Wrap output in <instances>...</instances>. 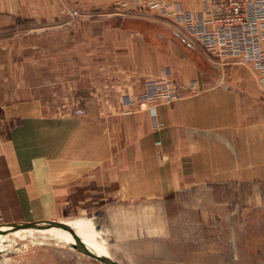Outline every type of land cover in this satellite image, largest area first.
<instances>
[{
	"label": "crops",
	"instance_id": "obj_1",
	"mask_svg": "<svg viewBox=\"0 0 264 264\" xmlns=\"http://www.w3.org/2000/svg\"><path fill=\"white\" fill-rule=\"evenodd\" d=\"M78 1L87 11L117 8L115 0ZM143 1L157 14L160 2L169 13L203 6ZM26 4L0 0V28L29 16ZM39 7L40 16L61 12ZM164 17L170 21L110 12L77 20L68 33L44 27L0 41V224L53 220L68 204H164L192 191L204 204L212 187L228 190L230 204L235 198L264 213L259 68L243 56L221 59L181 34L183 23ZM152 77L176 81L179 95L143 102ZM64 78L68 102L61 100ZM67 224L79 236L93 235L86 220Z\"/></svg>",
	"mask_w": 264,
	"mask_h": 264
},
{
	"label": "rangeland",
	"instance_id": "obj_2",
	"mask_svg": "<svg viewBox=\"0 0 264 264\" xmlns=\"http://www.w3.org/2000/svg\"><path fill=\"white\" fill-rule=\"evenodd\" d=\"M135 1L136 6L127 7L124 0H115V6L121 11L115 8V11L101 13L77 7L81 5L78 0H18L22 6L27 2L29 9L34 11L29 16H15L13 24L0 28V41L31 35L44 27L68 28L64 31L68 33L71 24L77 20H98L110 12L170 21L161 11L159 15L157 11L146 9L145 1ZM55 5L61 7V12L56 15L35 13L41 8L39 6L50 8ZM178 31L194 37L180 27ZM78 47L85 52V44ZM68 81L67 78L62 80L65 91L61 100L64 102L69 101ZM148 83L149 91L141 98L145 103L170 101L179 95L176 81L152 77ZM64 111L62 109V113ZM208 191L204 204L198 203L200 196L195 191L181 197L172 194L164 204L118 205L111 199L87 205L82 210L72 209L77 206L68 204L67 209L53 220L66 223L88 221L94 236L81 237L91 240L122 264H264V213L261 205L247 208L236 203L235 198L230 204L228 190L212 187ZM179 198L189 202L180 203ZM38 221L41 220L27 222ZM0 264L105 263L73 248L59 228L51 227L24 228L0 235Z\"/></svg>",
	"mask_w": 264,
	"mask_h": 264
},
{
	"label": "built area",
	"instance_id": "obj_3",
	"mask_svg": "<svg viewBox=\"0 0 264 264\" xmlns=\"http://www.w3.org/2000/svg\"><path fill=\"white\" fill-rule=\"evenodd\" d=\"M202 2L198 11L174 9L169 13L163 2L155 7L183 23L190 35L218 57L243 56L253 60L264 84V0Z\"/></svg>",
	"mask_w": 264,
	"mask_h": 264
},
{
	"label": "water",
	"instance_id": "obj_4",
	"mask_svg": "<svg viewBox=\"0 0 264 264\" xmlns=\"http://www.w3.org/2000/svg\"><path fill=\"white\" fill-rule=\"evenodd\" d=\"M51 227H56L66 232H69L73 238L74 242L70 243V245L80 251L83 254H86L90 257L96 258L105 264H122L117 259H114L110 255L99 254L89 249L88 246L83 242V240L77 235L75 230L66 222L57 221V220H41L38 222H12V223H4L0 224V234L5 235L9 232L17 231L24 228H33V229H47Z\"/></svg>",
	"mask_w": 264,
	"mask_h": 264
},
{
	"label": "bare ground",
	"instance_id": "obj_5",
	"mask_svg": "<svg viewBox=\"0 0 264 264\" xmlns=\"http://www.w3.org/2000/svg\"><path fill=\"white\" fill-rule=\"evenodd\" d=\"M60 231L63 233V235L65 236V238L67 239V241L69 243H72L74 242V238L73 236L69 233V232H66L64 230H61ZM76 232V231H75ZM1 235V234H0ZM78 235V234H77ZM79 236V235H78ZM83 242L88 246L89 249L93 250L94 252H97L99 254H104L106 255L107 253H105L104 251H102L97 245H95L91 240L87 239V238H82L81 236H79Z\"/></svg>",
	"mask_w": 264,
	"mask_h": 264
}]
</instances>
